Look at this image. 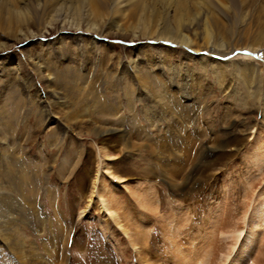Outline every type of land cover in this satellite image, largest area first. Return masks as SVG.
<instances>
[{
	"label": "rangeland",
	"instance_id": "obj_1",
	"mask_svg": "<svg viewBox=\"0 0 264 264\" xmlns=\"http://www.w3.org/2000/svg\"><path fill=\"white\" fill-rule=\"evenodd\" d=\"M43 1L0 0V121L6 116L15 127L6 131L1 121L0 146L19 160V170L30 169L28 183L37 187V213L4 190L13 202L5 205L9 226L0 230V264H210L214 258L229 264L248 248L246 234L248 244L255 237L247 264L259 257L264 264V0H208L213 5L205 9L218 23L209 44L222 52L215 59L208 58L211 47L193 58L171 42L109 32L105 21L95 32L85 24L75 30L67 26L68 7L49 27L38 7ZM146 1L127 0L114 14L124 25L121 15ZM97 2L108 9L106 0ZM147 12L138 30L155 22L153 10ZM92 40L111 53L89 73L94 59L85 53ZM134 47L141 49L137 55ZM134 59L165 84L158 94L169 90L174 98L160 101L122 73L120 63ZM50 63H78L85 83L54 75L67 87L53 94L46 73L38 72ZM47 105V114L64 123L70 113L81 129L68 127L62 135L47 126ZM97 108L115 115L104 118ZM101 121L117 130L115 138L87 132L86 123ZM167 147L178 151L175 160L187 159L175 183L162 174ZM96 174L99 196H92ZM17 252L23 260L15 259Z\"/></svg>",
	"mask_w": 264,
	"mask_h": 264
},
{
	"label": "bare ground",
	"instance_id": "obj_2",
	"mask_svg": "<svg viewBox=\"0 0 264 264\" xmlns=\"http://www.w3.org/2000/svg\"><path fill=\"white\" fill-rule=\"evenodd\" d=\"M125 1H127V0H106V3L108 5L107 10H105L103 6H100L99 3L97 2V0H44L43 3L38 4V7L40 8V10L43 13H47L49 18L46 22V25L49 27L52 26L53 24L61 22V20L63 18L59 19L58 13L61 11V9L68 7V9H69L68 13H71L70 17H69L70 20L66 19L68 25L66 24V20H63L61 25H63V24L67 25L70 28H73L75 30L80 29V26L85 24L83 26H85L87 31L95 32L98 24L101 23L102 21H105L106 22L105 27H107V30L109 32L115 33V31H116V33H117V31H118L119 33H123V34L130 32V33H132L133 37L141 36V37H146V38L152 39V40L157 41V42H159V41H161V42L167 41L168 43L171 42V43L178 45V47L183 46V48L184 47L188 48V50L190 52L189 54L193 58L200 56L202 53H204L203 50L207 49L209 47L214 49V50L213 49L211 50V53L208 57L210 59H215V57H217L216 54L222 53V52L217 50L219 48L216 44H213V45H210L211 43L209 44L210 35L208 33H210L211 28L217 29L218 23H217V21L210 18L212 16V13L208 12L205 9V8H207V6L213 5V4L209 3L208 0H160V1H158V0H147L146 3L142 4L141 10L130 9L128 12L123 13L121 15L120 18H123L126 21V23L123 25L118 21L117 17L119 16L118 10H121L123 8ZM148 9L153 10L155 22H153L152 26L149 28L148 25L144 22L145 20H143L141 22V25L147 26L148 29L145 30L144 26H142L141 28L144 30H138L137 23L142 20L144 15H149L147 12ZM114 12H117V17L114 14ZM12 13H14V12H12ZM12 13H9V9L7 10V14L10 17L12 15ZM65 17H67V16H65ZM116 19H117V21H116ZM122 22H124V21H122ZM103 31H104V27H102L101 31L99 32L100 36H103ZM187 31H190L192 33L191 38H189L187 35L184 34ZM199 41H202V44H203L202 47L197 45ZM88 50L89 51H86L85 55H87V54L92 55L90 57H92V59H94V61L92 60L91 64H89L90 66L88 65L89 73H90V71H92L93 68L95 69V66H94L95 63L94 62H101V61L105 60V58H108V60L110 58V53H111L110 49L103 42L92 40L91 43L89 44ZM140 50H141L140 48L134 47L131 50V52L133 54L137 55L138 54L137 52ZM98 54L101 56H99ZM80 58H81V56H80ZM87 59H88V56H87ZM138 59H140V58L138 57ZM79 63H80V61H79ZM50 64H52V63H50ZM69 64H71V63L61 64L58 67L54 66L53 64L47 65L45 70H43V68L41 69L40 66L38 67V72L40 74L46 73L44 75L48 78V80L50 82V83H47V87H49L50 91L53 94H57V92H55V89H62V88L67 87V86L65 87V85H61L60 83H58V81L55 80L54 75L56 77H59L60 79H62L63 77H65L67 75L76 76V77H79L78 78L79 81H81L83 84L85 83V81H82L83 78H82V80L80 79V77H82V76H80V75H82V73H80V72L84 69V67L80 68L79 64L77 63L76 67L73 68L72 67L73 64H71L72 66H70ZM120 65H121L122 73L128 74L129 76H131L133 78V80L135 81V83H137V85L139 87L143 88V90H145L151 96H157L158 95L159 97L162 98V99H160V101L166 100L164 98L165 96H171L174 98V96L172 95L173 93L170 92L168 89H167L168 92L165 91L166 94H160V93L158 94L157 91H159L161 88H164L165 84L160 80L159 76L153 75L154 72H152V71L148 72V71L144 70L142 65H140L136 59L125 61L123 63H120ZM101 70L106 71L105 66H101ZM45 71H47V72H45ZM50 72H52V73H50ZM91 92H92V90H91ZM92 96H94V95H92ZM54 98L57 100H62V98L60 96L54 97ZM95 99H97L96 100L97 106L98 105L100 106V100H98V97ZM83 102H84V100H83ZM93 103H95V102H93ZM103 103H105V102L103 101ZM44 108H45V110H44L45 113L43 114L44 115L43 116V118H44L43 122H46L47 126L53 125L56 128V131L58 133L65 135L66 131L69 128L72 131H74V130L79 131L81 129L78 126H81L82 123H80V125L75 123L77 126L73 125V123H74V121H76V119L70 113L69 114L66 113V115H64L65 121H64V123H61L59 120H56L53 116H51V114H47L48 110H46V109H48V105L45 106ZM97 109H99V108H97ZM104 111H102V109H99L98 112H100V113H98V114H102V116L104 118L110 117L111 115L112 116L115 115V113L114 114L110 113L111 111H109V112H106V111L104 112ZM98 116H101V115H98ZM4 117L5 118H3V120H1V121H4L1 124L2 128H4L6 131H7V129L12 130L13 128H15L14 123L7 122L4 119H8V118L6 116H4ZM1 121H0V123H1ZM86 124L87 125L89 124V126H90L87 129V132L90 134H93V135H96L99 137H107L108 136L109 139L116 137L115 135L117 134V132H116L117 130L106 128L104 126L105 123L103 121H101L100 124H97L94 122L93 123L89 122ZM122 136H124V135H122ZM122 136L120 135L118 137H122ZM127 140H128L127 142L132 141L131 139H127ZM76 148H77V146H76ZM176 148L178 149V146ZM170 149L171 148L167 147V151H165V156H166V159H168V162H166L165 166H163L165 168L162 167L161 169H162V174L168 180L172 181V183H175L178 181L177 179L180 175V170H181L180 166L183 165L184 162L187 161V159L181 158L180 160H178V159L175 160V158H173V157L178 153V151L177 150L174 151V150H170ZM71 150H73V149H71ZM190 150H191V145H189L187 147V149L184 150V153H182V155L184 154V156L188 158L189 157L188 154L190 153L189 152ZM105 159H108V158H105ZM18 165H19V160L17 161L15 156L12 155L11 153H9V152L6 153L3 149V147L0 146V185H2V184L6 185V188H4L2 186L3 189H1V187H0V219H4L5 218L4 214L7 213V208L5 205H8L11 202H13L12 199L9 197V195L6 192H4L5 189L7 191L14 190L12 192H15L18 195H20L21 200L26 202L24 205L35 206V207H33V209L35 211L37 210L36 205L34 204L37 202L36 196H35L36 194L33 190V188H37V187L34 184L30 185L28 183L29 182L28 180L30 179V175H31L30 169L26 168L27 167L26 166L25 168L19 170ZM22 167L23 166H21L20 168H22ZM65 167H66L65 165H61L59 167L58 172L62 176H64L66 174V171H64ZM103 170L105 171V174H108L112 178L116 179L114 176H112L110 173H108V169L103 168ZM97 175L98 174H96V177H94V180L92 182L91 195L95 194V195L99 196V194L95 190L96 184L97 183L101 184L100 180L97 178ZM27 186L31 188V190L28 191L29 193L25 191V187H27ZM48 195H51V193H49ZM48 198H49L50 202L53 200V196H48ZM108 199H110V198H108ZM112 201H113V198H112ZM155 207L156 206L150 202L149 209H151V211L152 210L155 211ZM36 213H37V211H36ZM260 216H259V218L262 219ZM260 219H259V221H260ZM5 220H6V218L4 220L0 221V230H1V228L9 226L8 221H5ZM260 224H261V222H260ZM58 230L61 233L60 237H62L63 236L62 228L58 227ZM246 235H247L246 239H247L248 248L246 249L247 246H245V249H239L236 252V256L233 259H231V261L229 260L230 261L229 264H240V263L241 264H247V261L250 260L251 257H253L251 255L253 254L255 249H251V248L253 245L252 242H253L255 237H254V235L251 234V236H250L251 241H250V244H248L249 237H248V234H246ZM258 251H259V249H258ZM260 253H261V255L264 256V250H262V251L260 250ZM16 254L18 255V257H15V259L17 261L19 259L23 260V258L21 257L19 252H17ZM210 258H211V256H210ZM215 259L217 261V258H214V260ZM256 259H258V257ZM261 259H263V258H261ZM259 260H260V257H259ZM259 260L253 261V258H252V261H253L252 264H261V261H259ZM216 261L214 262L212 259V262H210V264H224V259H223V261H219L218 263H216ZM23 264H27L26 261H23Z\"/></svg>",
	"mask_w": 264,
	"mask_h": 264
}]
</instances>
